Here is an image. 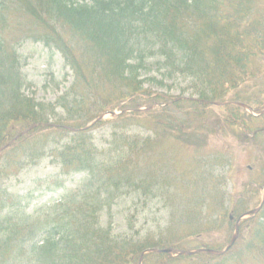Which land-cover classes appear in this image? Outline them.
Instances as JSON below:
<instances>
[{
  "label": "trees",
  "instance_id": "1",
  "mask_svg": "<svg viewBox=\"0 0 264 264\" xmlns=\"http://www.w3.org/2000/svg\"><path fill=\"white\" fill-rule=\"evenodd\" d=\"M26 42L58 53L70 73L53 102L26 91ZM148 60L161 77L192 78L181 91L190 98L144 90L163 86L140 79ZM212 103L226 105L215 115ZM263 108L264 0H0V264H264V203L213 254L259 205L264 167L226 195L216 174L233 167L208 144L225 135L228 148L264 154ZM137 128L143 135H127ZM48 156L60 176L82 178L28 212L31 193L6 184ZM140 192L181 193L182 208L144 234L101 225L105 209ZM168 249L177 254L160 252Z\"/></svg>",
  "mask_w": 264,
  "mask_h": 264
},
{
  "label": "rangeland",
  "instance_id": "2",
  "mask_svg": "<svg viewBox=\"0 0 264 264\" xmlns=\"http://www.w3.org/2000/svg\"><path fill=\"white\" fill-rule=\"evenodd\" d=\"M20 53L26 59L23 73L27 77V82L30 84L27 93H32L33 97L38 101L53 102L64 92V89L70 84L71 77L63 82L65 77V70H63V62L59 54L51 55L49 50L43 49L39 44L26 42L20 48ZM155 60H148L146 62L147 69L142 72L141 80L155 79L157 82L161 81L163 86L156 85L154 82H146L141 87L144 90L151 92L170 95L174 98H186L190 96V90L183 93L190 84L192 78L175 76L167 79L160 76V72L156 71L157 66ZM61 83L60 86L57 84ZM197 84V82H195ZM168 86L171 88L169 89ZM211 111L218 115L221 110L217 109L219 106H213ZM264 110V108H263ZM261 110V111H263ZM61 113V111H58ZM110 119L105 116L104 120ZM144 130L137 128L135 130L127 131V135H143ZM110 137V128L103 127L95 131L94 138L98 146L107 138ZM229 139H225V135L213 136L208 140V144L213 152L224 150L228 158L227 164L233 167V170L225 168L224 171H219L216 174L215 182L225 190V194L231 190L235 183H241L243 178L247 175L249 168L254 171L256 177L257 172L264 167V154L258 152L256 149L244 148L236 144H229ZM103 146L101 149L105 148ZM53 160L48 156L44 160L39 161L36 166L25 167L21 173L7 182L6 186L15 193L23 195L31 193L33 202L28 212L32 210L33 205L40 206L49 200H57L60 195L64 193V188L74 189L78 184L82 175H75L69 178L59 175V167H57ZM63 184V186L60 184ZM234 183V185H233ZM50 187L52 192L47 189ZM57 188V189H55ZM182 189H185L183 187ZM183 191V190H182ZM181 191V192H182ZM235 191L240 192L235 188ZM263 189L260 191L259 197L263 196ZM223 194V192H221ZM155 196V195H154ZM181 193L174 195H165L157 193L156 197H151V194L146 195L140 192L139 195H126L116 200L111 209H105L101 213L100 222L103 227L110 226L114 235H131L139 232L144 234L146 231H156L164 226V221L167 220L170 213H175L182 207L180 205ZM175 208V209H174ZM172 210H175L173 212ZM234 235V233L232 234ZM203 241L209 242L212 239L204 238Z\"/></svg>",
  "mask_w": 264,
  "mask_h": 264
},
{
  "label": "water",
  "instance_id": "3",
  "mask_svg": "<svg viewBox=\"0 0 264 264\" xmlns=\"http://www.w3.org/2000/svg\"><path fill=\"white\" fill-rule=\"evenodd\" d=\"M260 207H261V205H260ZM260 207L257 208V209L254 210V211H251L249 214H254V213L258 212V210L260 209ZM235 238H236V237L233 238V240H232V242L230 243L229 247L233 244V242L235 241ZM154 252H157V251H154ZM163 252H165V253H170V254L173 253V251H170V250H166V251H163ZM185 254H186V253H185ZM188 254H190V253H188Z\"/></svg>",
  "mask_w": 264,
  "mask_h": 264
}]
</instances>
